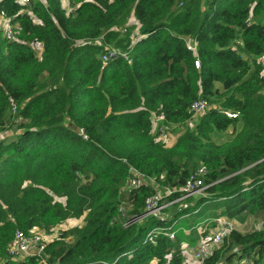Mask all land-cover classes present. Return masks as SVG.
<instances>
[{"label": "trees", "instance_id": "obj_1", "mask_svg": "<svg viewBox=\"0 0 264 264\" xmlns=\"http://www.w3.org/2000/svg\"><path fill=\"white\" fill-rule=\"evenodd\" d=\"M0 12L16 25L11 39L0 32V134L18 122L0 140V264H186L181 244L193 236L181 227L200 225L206 208L239 221L264 214V0H0ZM130 15L138 33L120 38ZM109 44L128 59L101 61ZM199 98L218 106L171 146L155 139L153 115L183 126ZM133 172L144 181L126 189ZM192 173L203 196L147 213L148 180L165 193ZM81 216L80 228L42 238ZM33 230L43 248L10 257L15 232ZM242 257L264 264V222L230 230L201 264Z\"/></svg>", "mask_w": 264, "mask_h": 264}, {"label": "built area", "instance_id": "obj_2", "mask_svg": "<svg viewBox=\"0 0 264 264\" xmlns=\"http://www.w3.org/2000/svg\"><path fill=\"white\" fill-rule=\"evenodd\" d=\"M19 4L21 5H28L30 3V0H16ZM0 17L5 19L7 21L6 25L4 26L3 29V35L6 38H12L14 34V28L16 27L15 24L10 23L9 19L5 17L3 12H0ZM186 46L188 49L195 51L196 49V42L192 41L191 39H186L185 40ZM120 56L123 59H128V55L126 52L119 50L114 47H109L105 46L103 51L100 54V59L103 62H108L114 57ZM195 67H198V61L194 62ZM208 107V102L205 98H199L196 101H194L191 105V112L192 115L195 114H200L205 112V110ZM15 110V108H12V112ZM222 113L225 114L228 118H236L238 116L237 112L229 111V110H224L221 111ZM153 118L156 120L155 125H156V131L159 134H163L164 132L168 131L170 126H167L164 123V116L163 114H157L153 115ZM85 138V136H84ZM261 161L264 160V158L260 159ZM200 173L201 177L204 175V172L202 170L197 171ZM134 178H132L129 181V185L132 188L138 187L143 181V177L136 172H133ZM204 187H202V179H200L196 173H192L189 175L187 180L182 184L181 186H178L177 188H167L165 190V193L159 194L157 191H155L154 194L148 196L145 198V205H146V210L147 213H151L152 211H157L161 209L164 204H162L161 198L166 195L170 196L174 193L179 194V198H186L189 196H192L194 194H198L202 192ZM170 204V203H169ZM168 204V205H169ZM167 206V205H166ZM154 215V214H153ZM161 214L155 215V216H160ZM161 219V218H160ZM129 222H126L125 225H127ZM225 224V222H223ZM219 220L218 222L215 223L216 229L213 231L211 234L205 236L202 238L199 243L196 244L193 253H192V260L196 264H201L206 258L210 256V254L213 252V250L221 245L222 241L224 238L228 236V233L230 231L226 229ZM171 234V233H170ZM169 234L170 238H173V233L172 235ZM33 245V246H30ZM43 248V243L40 239L39 235H35L34 237H31L30 235H25L21 231H16L14 234L13 239L10 241L8 244L7 252L8 255L12 258H19L20 256H23L28 253H35L39 252ZM31 249V250H30ZM219 264H232V263H219ZM233 264H253V261L250 257H242L236 262L234 261Z\"/></svg>", "mask_w": 264, "mask_h": 264}, {"label": "rangeland", "instance_id": "obj_3", "mask_svg": "<svg viewBox=\"0 0 264 264\" xmlns=\"http://www.w3.org/2000/svg\"><path fill=\"white\" fill-rule=\"evenodd\" d=\"M31 1V0H30ZM32 1H35V0H32ZM43 1V0H41ZM63 3L65 5V0H63ZM262 22H264V19H260ZM137 24H136V21L133 19V17L130 15L127 20H126V23L123 24L121 27H119L117 30L120 31V38H125V29H130L131 31V35L130 37H132V34L135 35L138 33V30H137ZM129 42H133V40H129ZM97 43L101 44V40H99ZM33 46V49L35 51V53L39 56L40 53H41V49H40V46L39 45H32ZM109 47H115L114 45L112 44H109L107 45ZM119 49V48H117ZM264 60V59H263ZM208 102V107L207 109L205 110V112L212 108V107H215V106H218L217 103L218 102ZM200 113V114H195V115H192V118L190 120H188L183 126H172L169 128L168 131L164 132L163 134H159L157 131H156V125H155V119L152 117V133L155 137V139L157 141H160L162 142L165 146L169 147L171 146L175 140L183 133L187 130V128H189V130H193L195 125L199 122L201 116L205 113ZM17 123H14L13 126L11 127L10 130L4 132V133H1L0 134V140H4V139H8V138H11L14 134H16L18 128H17ZM238 126H241V123L239 122L235 128H228V130H225V131H214L212 134H210V137H211V140L212 142L216 143V144H221L225 141H228L230 140L233 135L239 131V129H237ZM148 182L151 184V186L153 188L156 189V191L161 194L163 192V190H160L158 188V184H156L152 179L148 180ZM130 185L128 184V186L126 187V189H128ZM204 193H200V194H197L195 195V197H199V196H203ZM168 197V196H167ZM185 200V198H179V199H176V200H173V201H170V202H166V203H163L162 201V204H166L168 205L169 203H172L174 201L178 202V201H183ZM163 206L161 209L157 210V211H152L151 215H158V214H161V211L166 208L167 206ZM121 210V208H120ZM127 210V209H125ZM125 210H121L119 211L120 212V218L122 219L121 221H119V224L121 225H125L126 224V221L124 220V218L127 216V212ZM196 211V210H195ZM217 212L218 210L213 208V207H209V208H206L202 213L201 215H198L196 217L198 218H201V221H200V225H194L193 228H190V229H186L185 227H183V232L185 235L188 234V236H193L192 239L190 237L186 238L184 244L186 246H182L183 247V250H182V254H183V261L186 263V264H196L195 262L192 261V253H193V250L196 246L197 243H199V241L204 238L205 236L211 234L213 231H215L216 229V226H215V223L218 222V220L224 224L223 222H225L224 226L226 227L227 230H236V231H239V232H246V231H252L253 229H259L263 226V222H264V214H260L258 217H248L245 221H239L238 219L236 218H233V219H229V218H226L224 215L222 216H216L217 215ZM216 216V217H214ZM84 224V216H81L79 218H74V219H67L65 222H63L62 224L58 225L57 227H55V229L52 231V233L50 234H44L42 231H41V234H42V238L45 240V242H50L52 240H56V239H59V235H60V232L61 231H65V230H74L75 228H80L81 226H83ZM192 231H194V235H192ZM35 235H38V232L36 230H33L31 233H30V236L31 237H34ZM172 235V233L170 234ZM64 242H66V240H64ZM30 246H33V245H30ZM221 245L217 246L216 248L220 247ZM31 250V249H30ZM255 251V250H254ZM236 262V261H235ZM234 262H232L233 264Z\"/></svg>", "mask_w": 264, "mask_h": 264}, {"label": "crops", "instance_id": "obj_4", "mask_svg": "<svg viewBox=\"0 0 264 264\" xmlns=\"http://www.w3.org/2000/svg\"><path fill=\"white\" fill-rule=\"evenodd\" d=\"M6 23H7V21L5 20V19H3V18H1L0 17V32L1 33H4L3 32V29H4V26L6 25ZM137 27V26H136ZM41 49V48H40ZM240 128V126H238L237 127V129H239ZM179 225H182L181 223L179 224ZM181 227V226H180ZM181 229H183L182 227H181ZM184 231V230H183ZM184 242H185V240L183 241V243L181 244L182 246H186L185 244H184ZM183 248V247H182ZM193 261V260H192Z\"/></svg>", "mask_w": 264, "mask_h": 264}]
</instances>
